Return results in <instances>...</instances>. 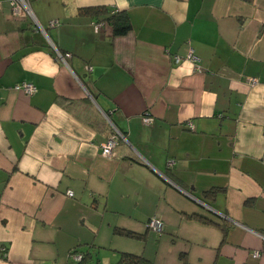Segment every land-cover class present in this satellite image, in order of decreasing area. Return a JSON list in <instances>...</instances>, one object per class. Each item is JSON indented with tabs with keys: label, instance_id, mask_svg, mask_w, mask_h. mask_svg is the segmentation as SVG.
I'll return each mask as SVG.
<instances>
[{
	"label": "crops",
	"instance_id": "0c3cea01",
	"mask_svg": "<svg viewBox=\"0 0 264 264\" xmlns=\"http://www.w3.org/2000/svg\"><path fill=\"white\" fill-rule=\"evenodd\" d=\"M29 6L44 33L0 0V264H264V0ZM91 7L131 29L96 30ZM109 120L128 149L103 157Z\"/></svg>",
	"mask_w": 264,
	"mask_h": 264
},
{
	"label": "trees",
	"instance_id": "16d2710c",
	"mask_svg": "<svg viewBox=\"0 0 264 264\" xmlns=\"http://www.w3.org/2000/svg\"><path fill=\"white\" fill-rule=\"evenodd\" d=\"M79 13L82 15H86L91 18H94L95 19L94 23L96 24L101 23L104 26L110 27L112 30V34L114 36L125 35L131 29L129 17L125 12H122V11L114 10L112 12H108L107 9H105L104 7H97V8L91 7V8L80 9ZM198 71H199V68H198ZM71 104H73V102H71ZM145 116H147V114ZM108 131L110 133V136H112V134L115 135L112 125L108 126ZM120 135H115L116 136L115 137L116 146L113 150V156L115 155L116 152L118 153L120 148L122 147L127 148L128 146L124 139L125 138L124 134L121 133ZM124 157L127 158L128 156H124ZM170 167L167 166L168 169H170ZM164 177L166 178L167 182H170L168 180L169 178L165 174H164ZM68 197H72V196H68ZM189 217L192 219L198 220L203 224L212 223L209 219H207L206 217H203L202 215L192 214ZM147 223H146V228L148 230H151L150 228L147 227ZM216 225L220 226V224L218 223ZM114 233L116 235L118 234V235H122L128 238H135V239H143V237L145 238L144 234L133 233L131 231H126L122 229H114ZM76 255H81V259L79 261L74 260L75 261L74 264H93L92 262H93L94 255L90 251L88 250L87 251H79V250L71 251V256L73 257V259ZM95 261L97 262V260ZM115 264H150V263L147 260H145L142 256L134 255V254L132 255L128 253H121L120 259Z\"/></svg>",
	"mask_w": 264,
	"mask_h": 264
},
{
	"label": "built area",
	"instance_id": "2783aa9c",
	"mask_svg": "<svg viewBox=\"0 0 264 264\" xmlns=\"http://www.w3.org/2000/svg\"><path fill=\"white\" fill-rule=\"evenodd\" d=\"M9 4H10V9H11V13L13 16H21V17H29L31 18L32 22L35 24V26L37 27V29H39L40 31H42L44 33V30L41 26H39V24L37 23L34 15L32 14V11L30 9L29 6V0H9ZM58 22L57 21H51L49 23L50 27H54ZM102 24L101 23H97L95 24V29L97 30ZM54 50V54L55 56L64 64L66 65V60L71 56L69 53L67 52H60L58 50H56L55 48ZM187 60L191 61L195 68L198 69L199 67L197 66L198 63V58L194 55L193 50L190 49L188 54H187ZM173 61L178 64L181 59L179 57H174ZM67 66V65H66ZM258 81L254 78H250L249 80H247V83L249 84V86H254L256 85ZM17 89L22 90L25 94L27 95H31L36 91V88L33 84H29V83H23L20 86H16ZM142 121L145 125H149L152 123V118L149 116H143L142 117ZM110 122V120H109ZM110 124L112 125V123L110 122ZM113 127V126H112ZM114 130V134L115 135H120L119 131L116 130L115 128H113ZM115 135L112 134V136H110L108 138V140L106 141V143L103 144L102 148H101V155L103 157H112L113 156V150L116 146V142H115ZM121 136V135H120ZM167 166L170 167L172 166V161L171 160H167ZM67 196H72V192H67ZM147 227L150 228L151 230L155 231V232H161L163 229V224L154 218H151L148 223H147ZM0 255L1 257H5L6 255V249L3 247H0ZM262 255H264V253L261 252H254L252 254L253 258H259ZM81 259V255H76L74 257V260L79 261Z\"/></svg>",
	"mask_w": 264,
	"mask_h": 264
},
{
	"label": "water",
	"instance_id": "95a60500",
	"mask_svg": "<svg viewBox=\"0 0 264 264\" xmlns=\"http://www.w3.org/2000/svg\"><path fill=\"white\" fill-rule=\"evenodd\" d=\"M40 26V25H39ZM37 28V27H36ZM109 119V118H108ZM113 126V125H112ZM113 128H115L114 126H113ZM116 130H118L117 128H115ZM120 133V132H119ZM121 134V133H120ZM127 142V141H126ZM162 177H164L163 176V174H162ZM164 179L166 180V178L164 177ZM167 181V180H166ZM262 237H264V236H262Z\"/></svg>",
	"mask_w": 264,
	"mask_h": 264
}]
</instances>
